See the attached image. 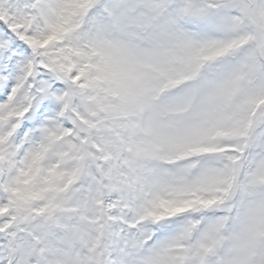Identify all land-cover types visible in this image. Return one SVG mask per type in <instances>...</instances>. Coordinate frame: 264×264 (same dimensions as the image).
I'll return each instance as SVG.
<instances>
[{
	"label": "snow or ice",
	"instance_id": "6c2138e0",
	"mask_svg": "<svg viewBox=\"0 0 264 264\" xmlns=\"http://www.w3.org/2000/svg\"><path fill=\"white\" fill-rule=\"evenodd\" d=\"M0 264H264V0H0Z\"/></svg>",
	"mask_w": 264,
	"mask_h": 264
}]
</instances>
